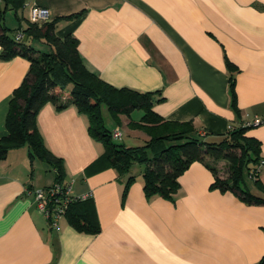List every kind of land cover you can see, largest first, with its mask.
Wrapping results in <instances>:
<instances>
[{
  "label": "crops",
  "instance_id": "obj_1",
  "mask_svg": "<svg viewBox=\"0 0 264 264\" xmlns=\"http://www.w3.org/2000/svg\"><path fill=\"white\" fill-rule=\"evenodd\" d=\"M24 1L4 9L8 35L28 26L29 4L47 8L44 22H56L57 36L77 39L89 71L117 88L153 92L158 115L191 122L208 141L264 113V0ZM28 68L24 56L0 58V136L7 133L9 99ZM119 118L148 138L127 125L128 117ZM36 123L46 147L63 160L71 195L92 197L100 229L78 231L65 216L50 228L25 188L51 185L55 173L39 159L46 166L30 163L27 147L11 150L0 160V264H256L264 255V204L211 189L213 174L202 162L179 176L173 199L146 197L142 171L91 167L103 145L75 106L46 103ZM246 133L259 141L264 160V123ZM258 178L264 185V163Z\"/></svg>",
  "mask_w": 264,
  "mask_h": 264
},
{
  "label": "trees",
  "instance_id": "obj_2",
  "mask_svg": "<svg viewBox=\"0 0 264 264\" xmlns=\"http://www.w3.org/2000/svg\"><path fill=\"white\" fill-rule=\"evenodd\" d=\"M9 2H13L15 8L23 4V0H3V6H0V58L24 56L29 61V68L9 99L5 118L7 133L0 136V160L5 159L9 151L25 146L30 163L34 159L45 162L53 169L55 182H67L64 180L63 160L46 147L36 116L46 103L53 104L58 110L73 105L86 116L91 138L103 145V153L91 167L97 170L102 165H110L120 173H127L134 163H142L146 197L173 199L180 185L179 176L192 162L200 161L213 174L211 189L232 191L248 204H264V185L258 178L261 170L255 174L250 172L263 160L259 141L246 133L251 127L241 123L230 128L219 140L208 141L196 132L191 122L164 119L153 110V92L117 88L89 71L79 55L77 39L72 34L57 36L55 21L40 25L29 22L20 30V38H16L17 30L14 36L8 35L3 14ZM34 41L44 42L48 48L38 51L32 46ZM229 91L234 105L233 76L229 79ZM101 105L106 107L116 124L120 122L119 116L125 115L129 118L127 125L143 131L148 138L141 145L127 146L114 141L118 138L112 137V130L104 125ZM135 109L142 111L136 121L131 118ZM219 160L227 162L225 178L218 175ZM244 172L259 193L249 189ZM133 180V175L128 176L126 185ZM64 216L78 231L96 233L100 229L90 195L70 201ZM256 264H264V255Z\"/></svg>",
  "mask_w": 264,
  "mask_h": 264
},
{
  "label": "built area",
  "instance_id": "obj_3",
  "mask_svg": "<svg viewBox=\"0 0 264 264\" xmlns=\"http://www.w3.org/2000/svg\"><path fill=\"white\" fill-rule=\"evenodd\" d=\"M28 2L25 0L24 4ZM1 4V0H0ZM28 19L32 23L44 22L49 17V10L45 7H41L37 4L28 5ZM22 32L18 31L16 33V38H20ZM264 123V113L261 115H254L250 119H246L242 122L243 126L253 127L259 124ZM111 135L114 138H121V130L118 127H115L111 131ZM264 161L261 160V163L256 166L255 169H250L251 174L257 173L261 170ZM71 182L67 181L65 183L53 182L51 185L38 188V189H26V193H32L33 198L36 204L37 209L46 219L50 228H56L59 220L64 216V211L67 207V204L77 198H85L88 194L73 196L70 193Z\"/></svg>",
  "mask_w": 264,
  "mask_h": 264
},
{
  "label": "rangeland",
  "instance_id": "obj_4",
  "mask_svg": "<svg viewBox=\"0 0 264 264\" xmlns=\"http://www.w3.org/2000/svg\"><path fill=\"white\" fill-rule=\"evenodd\" d=\"M34 45L39 47V48L41 47V50H46V49H43V46H41L43 44L40 41H35ZM100 110H101V115L103 117L104 125L109 130H112L116 124V121L112 118L111 114L108 112V110L106 109V107L104 105H101ZM138 113H142V111L135 109L134 112L131 113V116L133 118H137ZM118 124H119V128L122 132V136L120 139H114L113 138L114 141L123 143L127 146L128 145H137V144L141 145L144 143V139L142 137L138 136V134L136 132H134L133 130L127 128L125 126V124H122L121 119H120V122ZM236 152L238 153V151H236ZM35 162L37 163V165H45L46 166V164H44L43 162H40L37 159L35 160ZM217 168L219 170V173H218L219 177H221V178L227 177V162H226V160H219L217 163ZM143 169H144V165L142 163H134L132 166V171L134 173L142 171ZM244 181L248 184L252 183V180L247 177L246 172H244Z\"/></svg>",
  "mask_w": 264,
  "mask_h": 264
},
{
  "label": "water",
  "instance_id": "obj_5",
  "mask_svg": "<svg viewBox=\"0 0 264 264\" xmlns=\"http://www.w3.org/2000/svg\"><path fill=\"white\" fill-rule=\"evenodd\" d=\"M24 38H26V37H24Z\"/></svg>",
  "mask_w": 264,
  "mask_h": 264
}]
</instances>
